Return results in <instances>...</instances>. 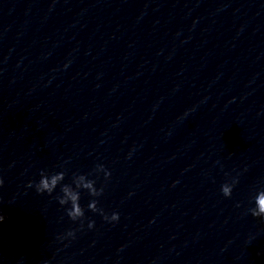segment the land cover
<instances>
[{"label": "clouds", "instance_id": "9594fccd", "mask_svg": "<svg viewBox=\"0 0 264 264\" xmlns=\"http://www.w3.org/2000/svg\"><path fill=\"white\" fill-rule=\"evenodd\" d=\"M110 176V172L108 173ZM65 180V173L60 171L53 173L51 176L45 175L43 171L40 173V180L36 184V191L40 194L47 193L51 195L58 185H60V191L62 195L58 199L59 204H67L71 201V210L67 212L68 217L75 221L78 217H84L85 211L84 208L80 204L81 199V191L75 189H87L89 191L90 196H101L103 194L104 189L101 188L96 190L93 188V180L89 179L87 182L80 184L77 181H84L85 176L83 174L79 175L75 178L72 183H63L62 181ZM238 181L233 180L232 184L229 185L227 183L221 185V192L225 197H231L233 186ZM3 184V180L0 179V185ZM32 182H29L28 187H32ZM67 197L68 199H65ZM254 207L250 208L249 211L253 217L264 218V189H260L256 192L253 197ZM98 204L97 200L90 201L88 204V209L92 212H98L106 221L115 222L119 220V213L113 212L111 216L104 213L102 208H97L96 205ZM5 216L0 214V222H3ZM88 227H94V222L89 221ZM70 235L74 236L73 232H69Z\"/></svg>", "mask_w": 264, "mask_h": 264}]
</instances>
